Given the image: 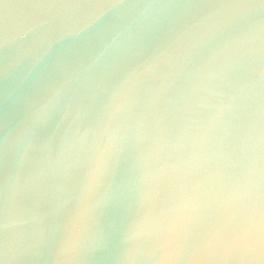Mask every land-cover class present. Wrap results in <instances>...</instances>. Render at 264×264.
Segmentation results:
<instances>
[{
	"label": "water",
	"instance_id": "95a60500",
	"mask_svg": "<svg viewBox=\"0 0 264 264\" xmlns=\"http://www.w3.org/2000/svg\"><path fill=\"white\" fill-rule=\"evenodd\" d=\"M0 264H264V0H0Z\"/></svg>",
	"mask_w": 264,
	"mask_h": 264
}]
</instances>
